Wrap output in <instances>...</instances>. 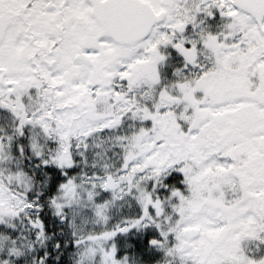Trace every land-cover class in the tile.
Returning <instances> with one entry per match:
<instances>
[{
  "label": "snow or ice",
  "instance_id": "6c2138e0",
  "mask_svg": "<svg viewBox=\"0 0 264 264\" xmlns=\"http://www.w3.org/2000/svg\"><path fill=\"white\" fill-rule=\"evenodd\" d=\"M0 264H264V0H0Z\"/></svg>",
  "mask_w": 264,
  "mask_h": 264
}]
</instances>
